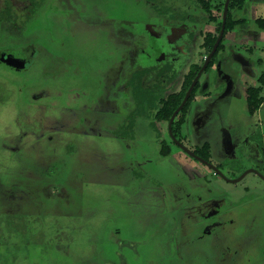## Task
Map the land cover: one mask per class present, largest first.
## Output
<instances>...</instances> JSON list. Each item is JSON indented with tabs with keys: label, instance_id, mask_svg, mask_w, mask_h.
Instances as JSON below:
<instances>
[{
	"label": "flooded vegetation",
	"instance_id": "af4514ba",
	"mask_svg": "<svg viewBox=\"0 0 264 264\" xmlns=\"http://www.w3.org/2000/svg\"><path fill=\"white\" fill-rule=\"evenodd\" d=\"M227 1L0 0V68L26 73L40 56L54 57L51 48L75 50L92 40L102 57L92 81L84 82L88 87L71 84L52 105L39 101L34 112L16 117L19 153L6 154L11 162L0 170V214L30 209L75 221L81 197L71 187L99 173L132 193V216L159 217L169 229L178 225L179 238L185 232L182 254L172 242L175 233L163 227L155 264L260 262L264 193L246 188L262 204L245 208L220 183L236 186L250 174L264 183V101L257 108L249 104L256 94L264 100V72L256 78L251 61L238 56L243 76L236 84V52L229 51L232 68L223 69L220 56L226 43L253 52L264 43V29L239 32L249 21L230 15L260 2L230 0L225 20ZM242 20L246 24L236 25ZM239 85L242 107L256 120L243 126L213 120H223L219 101L236 95ZM49 96L42 91L33 101ZM27 152L36 155L31 166L23 162ZM247 159L257 163L242 171ZM81 165L92 172H81ZM65 171L70 181H63ZM63 190L68 199L74 196L71 204ZM116 251L106 264H133Z\"/></svg>",
	"mask_w": 264,
	"mask_h": 264
},
{
	"label": "rangeland",
	"instance_id": "374dc122",
	"mask_svg": "<svg viewBox=\"0 0 264 264\" xmlns=\"http://www.w3.org/2000/svg\"><path fill=\"white\" fill-rule=\"evenodd\" d=\"M252 1L260 2L259 7L251 11L248 2L243 5L241 10L236 8V13L232 11L230 14L233 17L249 21L247 29H239V32L247 33L250 30L255 33L259 31L256 20L264 19V0ZM134 17L138 18V15ZM117 18L123 17L117 16ZM209 29L214 31L215 28L210 26ZM227 44L225 55L220 56V59L223 62V69H226L229 64L232 68V58L230 57L233 54L230 52L232 50L236 52V84L237 78L243 76L242 67L237 61L238 56L251 61L256 78L264 72V43H257V48H254L251 53L249 52L250 47L247 49V46ZM253 45L254 43H249V46L253 47ZM95 46L96 41L92 40L88 43H78V48L75 50L69 48L53 50L51 48L54 57L40 56L29 68V71L18 75L0 68V170L11 162L8 156H5L6 154L10 157L19 153L17 150L18 140L15 137L21 132L15 123L18 114L34 112L35 105L39 101L46 105H52L57 101L58 91L71 84L77 88L88 87L84 82L89 84L92 81L94 78L91 76L94 74L92 70L98 63L97 61L102 58L99 55V47ZM61 57L64 60L58 61V58ZM260 60H262L261 63ZM239 88L240 85L236 86V95L219 101L223 120H220V117H214L213 120L235 122L240 126L256 120L247 116L245 105L242 107V104L245 103V92L242 87L241 91L238 90ZM42 91L47 92L50 96L33 101V96ZM261 113L264 118V106ZM69 148L68 150H72L71 147ZM26 154L23 155L25 156L23 162L31 166L32 159L36 158V155L33 152ZM255 161L252 159L243 161L241 170L243 171L249 165H256ZM17 167L14 166V169ZM86 168L88 167L86 166ZM86 168L81 165L78 170L92 172L91 168ZM91 174L92 177H89L81 188L79 186L71 187L81 197L79 200L81 214L75 221H68L66 217H54L50 211L34 215L30 209L25 210L21 215L4 216L0 214V264H106L112 256L117 254L116 250L122 252L126 259L131 258L133 264H137V262L139 264H155L154 244L163 235V227L164 230L168 227L160 223L159 217L153 218L151 215H144L146 218L140 220L136 215L132 216L135 210L130 207L133 205L131 203L134 199H132V193H126L124 188L120 187L125 184H113L115 183L114 178L109 177L108 179L105 176H100L99 173ZM65 175H67L66 171L63 181H70V177ZM249 186L256 189L255 196L263 195L264 183L253 174L248 175L236 186L229 184L223 186L220 183V187H224L234 196V201L240 200L237 206L245 205L246 208L252 205L253 209L255 205L262 203L259 199L252 197L253 193L246 190ZM63 191L67 194V190ZM66 194V204H71L70 201L74 200V196L68 199L69 195ZM45 197L46 194L41 195L42 200ZM178 229L180 227L174 225L164 233L169 231V233H175V239L172 242L178 247L176 251L185 254L184 248H181L185 242L183 239L185 232H182L179 238ZM259 229L263 240L256 258L261 259L257 264H264V224L259 226ZM108 233L113 234L111 238L115 241H108L107 238H110L107 236ZM251 249V253H255L253 248ZM133 252L136 254V258L133 256ZM175 264H179V262Z\"/></svg>",
	"mask_w": 264,
	"mask_h": 264
},
{
	"label": "trees",
	"instance_id": "16d2710c",
	"mask_svg": "<svg viewBox=\"0 0 264 264\" xmlns=\"http://www.w3.org/2000/svg\"><path fill=\"white\" fill-rule=\"evenodd\" d=\"M238 24L244 25V24H246V21L245 20H242L239 23L236 22V25H238ZM257 24L260 26L261 29H264V20H257ZM260 82L264 85V75L261 77ZM263 101H264L263 99H260V100L257 99V94H256L255 98H253V97L252 98H249V104L255 106L256 108L260 104H262Z\"/></svg>",
	"mask_w": 264,
	"mask_h": 264
},
{
	"label": "water",
	"instance_id": "95a60500",
	"mask_svg": "<svg viewBox=\"0 0 264 264\" xmlns=\"http://www.w3.org/2000/svg\"><path fill=\"white\" fill-rule=\"evenodd\" d=\"M229 1H230V0H228V1H227L226 8H225V13H224V18H225V20H226V17H227V12H228V4H229ZM224 26H225V24H224ZM223 33H224V29H223V31H222V34H221V35H223ZM217 45H218V43H217V44H216V46L214 47V50H213V52H212L211 56H212V55H213V53L215 52ZM211 56H210V58H211ZM242 178H243V177H241V178H240L238 181H240Z\"/></svg>",
	"mask_w": 264,
	"mask_h": 264
}]
</instances>
